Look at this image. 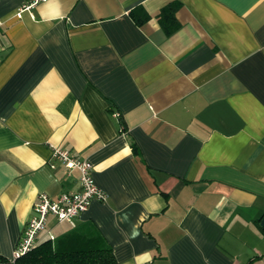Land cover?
Listing matches in <instances>:
<instances>
[{
	"label": "crops",
	"instance_id": "0c3cea01",
	"mask_svg": "<svg viewBox=\"0 0 264 264\" xmlns=\"http://www.w3.org/2000/svg\"><path fill=\"white\" fill-rule=\"evenodd\" d=\"M22 1L0 0V254L38 194L79 189L56 145L107 194L71 229L116 264H264V0H176L172 33L174 0Z\"/></svg>",
	"mask_w": 264,
	"mask_h": 264
},
{
	"label": "built area",
	"instance_id": "2783aa9c",
	"mask_svg": "<svg viewBox=\"0 0 264 264\" xmlns=\"http://www.w3.org/2000/svg\"><path fill=\"white\" fill-rule=\"evenodd\" d=\"M42 1L44 0H23L17 8L16 16L20 17L24 11H32ZM51 157L58 160L67 170L75 169L78 172L79 189L61 192L56 197L45 192L38 194L20 239L13 249L11 259L30 250L41 240L40 234L45 230L50 215L73 227L76 217L87 209L92 200L105 201L107 198L106 192L94 181L93 166L88 158L80 157L56 145L52 146ZM46 238L53 240L55 237L50 230H47Z\"/></svg>",
	"mask_w": 264,
	"mask_h": 264
},
{
	"label": "trees",
	"instance_id": "16d2710c",
	"mask_svg": "<svg viewBox=\"0 0 264 264\" xmlns=\"http://www.w3.org/2000/svg\"><path fill=\"white\" fill-rule=\"evenodd\" d=\"M179 2L174 0L156 13L159 23L167 33L175 31L179 24L175 11ZM137 23L149 15L141 8L131 11ZM136 152V149L134 148ZM0 264H116L111 246L93 225L74 227L53 240H40L33 248L15 257L0 254Z\"/></svg>",
	"mask_w": 264,
	"mask_h": 264
},
{
	"label": "rangeland",
	"instance_id": "374dc122",
	"mask_svg": "<svg viewBox=\"0 0 264 264\" xmlns=\"http://www.w3.org/2000/svg\"><path fill=\"white\" fill-rule=\"evenodd\" d=\"M72 227L70 226V225H66V228L65 229H67L66 231H68V230H70ZM60 234H62L61 232H56L55 234H54V237H56V236H59Z\"/></svg>",
	"mask_w": 264,
	"mask_h": 264
},
{
	"label": "water",
	"instance_id": "95a60500",
	"mask_svg": "<svg viewBox=\"0 0 264 264\" xmlns=\"http://www.w3.org/2000/svg\"><path fill=\"white\" fill-rule=\"evenodd\" d=\"M260 225H261L262 227H264V216H262L261 219H260Z\"/></svg>",
	"mask_w": 264,
	"mask_h": 264
}]
</instances>
